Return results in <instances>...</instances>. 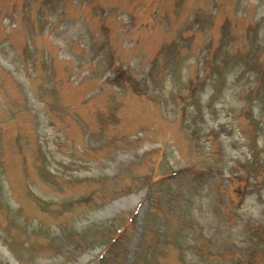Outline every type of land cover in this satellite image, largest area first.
Wrapping results in <instances>:
<instances>
[{
  "label": "rangeland",
  "instance_id": "obj_1",
  "mask_svg": "<svg viewBox=\"0 0 264 264\" xmlns=\"http://www.w3.org/2000/svg\"><path fill=\"white\" fill-rule=\"evenodd\" d=\"M0 264H264V0H0Z\"/></svg>",
  "mask_w": 264,
  "mask_h": 264
}]
</instances>
